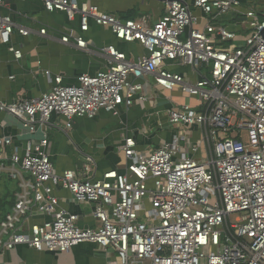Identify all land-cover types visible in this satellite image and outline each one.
I'll use <instances>...</instances> for the list:
<instances>
[{
  "label": "built area",
  "instance_id": "obj_1",
  "mask_svg": "<svg viewBox=\"0 0 264 264\" xmlns=\"http://www.w3.org/2000/svg\"><path fill=\"white\" fill-rule=\"evenodd\" d=\"M10 1L0 0V9ZM16 1L42 2L45 11L65 13L68 21L79 17L83 32L92 20L147 55L131 61L107 46L101 50L107 66L81 75L76 85L65 86L57 76L39 98L0 102V112L33 136L22 154L11 138L0 137V176L18 186L0 222V251L26 246L67 253L87 243L113 252L108 264H264V15L243 13L240 0H158L164 14L150 23L146 16L123 21L77 0ZM225 16L244 17L239 31L227 28ZM13 31L10 16L1 17L0 43L20 60L21 51L10 46ZM70 38L84 48L80 37L61 41ZM167 62L188 67L199 80L190 84L168 72ZM149 75L161 90L199 98V109L183 104L166 112L167 124L180 134L145 152L125 137L118 146L121 173L95 179L88 156L80 167L57 172L47 151L52 118L61 117L70 129L76 118L92 119L102 110L118 116L122 107L143 105ZM192 127L205 132L197 143L186 137ZM58 189L74 203L92 205L97 224L80 227L77 216L60 210ZM33 215L46 220L29 224Z\"/></svg>",
  "mask_w": 264,
  "mask_h": 264
},
{
  "label": "crops",
  "instance_id": "obj_2",
  "mask_svg": "<svg viewBox=\"0 0 264 264\" xmlns=\"http://www.w3.org/2000/svg\"><path fill=\"white\" fill-rule=\"evenodd\" d=\"M243 1L245 0H240L241 6ZM77 2L79 5L95 6L123 21L138 20L146 16L153 23L164 14V7L158 0ZM3 16H10L14 23L10 46L20 50L22 54L20 60H15L9 46L0 43V102L3 103L39 98L51 87L50 79L57 76L62 78L65 86L76 85L81 75H93L107 66L108 57L101 52L107 46H113L131 61L147 55L138 44L115 39L108 29L96 25L92 20L88 23V30L81 31L79 17L68 21L65 13L45 11L42 2L12 0L7 7L0 9V18ZM230 18L231 16H225L221 20L224 24H230ZM18 28L26 29L28 36L20 35ZM41 29L46 31L45 35L39 34ZM65 35L82 38L84 48H78L72 38L69 43H62L61 38ZM163 69L180 75L190 84L199 80V76L188 67L167 62ZM46 72L49 77L45 75ZM152 78L149 75L143 79L146 103L135 104L129 109L122 107L118 116L102 110L92 119H74L70 129L65 128L64 119L53 117L52 127L48 132L47 151L54 169L57 172L76 169L88 156L94 161V178L100 179L108 171L123 172V159L118 146L125 137H131L137 150L145 152L159 148L179 135L180 129L167 124L166 112L183 104L199 109L200 100L197 96L182 93L178 89L161 90L151 83ZM204 134L203 128L192 127L187 131L186 137L192 143H197ZM0 137L11 138L13 148L22 154L25 144L33 136L14 117L0 112ZM205 151L207 148L204 147L196 154V158H202ZM55 195L59 200V209L77 216L80 227L90 228L97 224L92 217V205L74 203L71 195L61 189L55 191ZM44 220L45 217L38 215L28 219L29 224ZM113 257V252L99 250L87 243L78 245L67 253L35 251L26 246H17L13 250L0 251V264H108Z\"/></svg>",
  "mask_w": 264,
  "mask_h": 264
},
{
  "label": "rangeland",
  "instance_id": "obj_3",
  "mask_svg": "<svg viewBox=\"0 0 264 264\" xmlns=\"http://www.w3.org/2000/svg\"><path fill=\"white\" fill-rule=\"evenodd\" d=\"M248 9L253 10L255 13L259 15H264V0H245L241 6V10L245 13ZM241 13V14H243ZM230 24H226L227 28L232 31H239L238 24L244 20L243 16H232L230 19ZM234 20V21H233ZM136 21V20H135ZM249 35V31L245 33V36ZM205 72V71H204ZM14 191V184H9L8 188L5 187V180L3 178L0 179V206L2 203L9 201L7 199V193H12ZM146 208L149 209V203L146 202ZM0 217H1V209H0Z\"/></svg>",
  "mask_w": 264,
  "mask_h": 264
},
{
  "label": "trees",
  "instance_id": "obj_4",
  "mask_svg": "<svg viewBox=\"0 0 264 264\" xmlns=\"http://www.w3.org/2000/svg\"><path fill=\"white\" fill-rule=\"evenodd\" d=\"M234 21V20H233ZM3 178L5 180V187L8 188L9 184L13 183L14 184V191L12 193H7V199L9 201L2 203L0 206L1 209V217H0V222L4 220L5 216L11 211L14 202H15V194L18 192V186L17 183L12 181L11 179L8 178L7 175L0 176V179Z\"/></svg>",
  "mask_w": 264,
  "mask_h": 264
}]
</instances>
